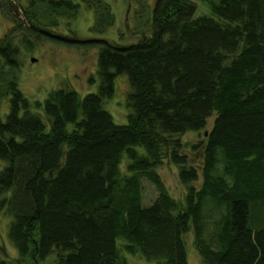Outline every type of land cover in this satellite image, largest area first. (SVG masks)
I'll return each instance as SVG.
<instances>
[{"label": "trees", "instance_id": "trees-1", "mask_svg": "<svg viewBox=\"0 0 264 264\" xmlns=\"http://www.w3.org/2000/svg\"><path fill=\"white\" fill-rule=\"evenodd\" d=\"M41 1L55 11L82 1L95 12L92 29L113 21L105 0ZM202 1L209 10L197 14L193 0H153L137 41L90 38L98 82L82 95L56 86L29 100L12 72L16 44L0 42L10 68L0 87V209L19 257L38 264L56 249L54 264H127L124 249L188 264L190 230L205 264H264V0ZM119 72L128 82L122 123L102 105ZM210 115L192 145L199 162L189 164L173 135ZM164 161L177 165L180 199L157 171ZM142 178L157 191L146 204ZM0 264H10L1 253Z\"/></svg>", "mask_w": 264, "mask_h": 264}, {"label": "rangeland", "instance_id": "rangeland-1", "mask_svg": "<svg viewBox=\"0 0 264 264\" xmlns=\"http://www.w3.org/2000/svg\"><path fill=\"white\" fill-rule=\"evenodd\" d=\"M75 1V0H73ZM78 1V0H77ZM113 16V21L102 30L92 29L95 12L82 1L70 10L55 11L41 0H0V42L8 35L16 44V65L12 71L23 95L29 100H42L47 92L56 87H71L80 95L94 91L97 87L95 62L97 45L89 42L90 38L104 37L108 40L123 42L137 41L149 33V21L153 0H105ZM195 13H207L208 5L202 0H193ZM59 10V9H58ZM15 20H14V19ZM33 22L37 28L61 38H50L26 31L23 27ZM74 40V41H72ZM30 57H35L30 60ZM6 64L0 61V87L4 77L8 75ZM128 89L127 76L123 72L113 76V91L103 99V107L107 109L115 122L126 121L129 107L125 97ZM8 108V96L0 95V118L3 119ZM213 115H210L205 126L197 131L187 130L173 136L183 141L181 149L187 155L189 164L199 162L198 150L192 148L203 137L209 128ZM0 164L3 160L0 159ZM122 168V164H121ZM157 171L171 196L180 199L184 192V184L176 175L177 165L164 161ZM199 178L192 182L199 185ZM142 203H149L157 191L146 179L141 180ZM10 216L0 209V253L10 264H31L28 257L21 258L7 238V224ZM186 244L188 264H205L193 242L192 232L183 234ZM121 242V240H120ZM127 264H157L156 259L146 258L139 252L130 253L121 249ZM54 249L38 264H54Z\"/></svg>", "mask_w": 264, "mask_h": 264}, {"label": "water", "instance_id": "water-1", "mask_svg": "<svg viewBox=\"0 0 264 264\" xmlns=\"http://www.w3.org/2000/svg\"><path fill=\"white\" fill-rule=\"evenodd\" d=\"M35 59V57H30V60H34Z\"/></svg>", "mask_w": 264, "mask_h": 264}]
</instances>
